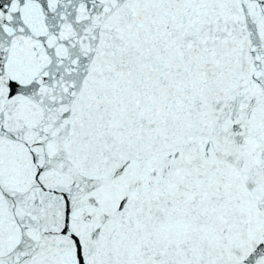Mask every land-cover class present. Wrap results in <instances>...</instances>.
Segmentation results:
<instances>
[{
    "label": "snow or ice",
    "instance_id": "6c2138e0",
    "mask_svg": "<svg viewBox=\"0 0 264 264\" xmlns=\"http://www.w3.org/2000/svg\"><path fill=\"white\" fill-rule=\"evenodd\" d=\"M0 264H264V0H0Z\"/></svg>",
    "mask_w": 264,
    "mask_h": 264
}]
</instances>
